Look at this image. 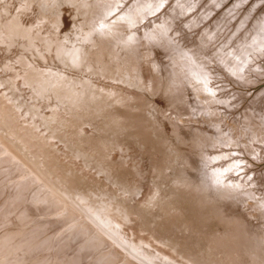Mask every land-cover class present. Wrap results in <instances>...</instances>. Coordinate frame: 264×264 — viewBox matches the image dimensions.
Segmentation results:
<instances>
[{
	"label": "rangeland",
	"instance_id": "rangeland-1",
	"mask_svg": "<svg viewBox=\"0 0 264 264\" xmlns=\"http://www.w3.org/2000/svg\"><path fill=\"white\" fill-rule=\"evenodd\" d=\"M189 263L264 264V0H0V264Z\"/></svg>",
	"mask_w": 264,
	"mask_h": 264
},
{
	"label": "bare ground",
	"instance_id": "bare-ground-1",
	"mask_svg": "<svg viewBox=\"0 0 264 264\" xmlns=\"http://www.w3.org/2000/svg\"><path fill=\"white\" fill-rule=\"evenodd\" d=\"M10 25V23L7 25V26H9ZM9 28H11L10 26H9ZM12 30V29H11ZM48 42V41H47ZM49 47V46H48ZM36 73V72H35ZM147 73H150V72H147ZM35 75H37V73L35 74ZM151 75V74H150ZM33 76V75H32ZM33 79H35V78H33ZM29 80H30V78H29ZM34 81H36V80H34ZM42 82V81H41ZM33 83V82H32ZM109 88V87H108ZM115 90V89H114ZM121 90V89H120ZM131 90V89H130ZM59 92H60V90H59ZM131 93V92H130ZM134 93V92H133ZM124 94V93H123ZM123 97V96H122ZM113 98V97H112ZM123 100V99H122ZM115 101V100H114ZM132 101V100H131ZM122 102V101H121ZM118 103V102H117ZM123 103V102H122ZM121 103V104H122ZM123 105V104H122ZM125 106H126V104H125ZM129 106V105H128ZM124 107V106H123ZM113 111V110H112ZM114 113V112H113ZM112 113V114H113ZM111 114V115H112ZM122 114V113H121ZM127 114V113H126ZM115 115V114H114ZM125 115V114H124ZM110 116V115H109ZM115 116H117V114L115 115ZM117 117H119V116H117ZM110 118H111V116H110ZM116 118V117H115ZM118 118H116V120H117ZM117 122H118V120H117ZM121 122V121H120ZM119 123V122H118ZM134 123V122H133ZM133 123H131V124H133ZM128 124V123H127ZM134 125V124H133ZM127 126H130V125H127ZM137 126H138V124H137ZM71 128H72V126H71ZM139 132V131H138ZM75 136V135H74ZM75 138V137H74ZM90 142V141H89ZM89 142H88V144H89ZM91 143V142H90ZM92 144V143H91ZM91 144H89V146L91 145ZM94 145H96V144H94ZM97 146V145H96ZM100 146V145H99ZM96 148V147H95ZM102 148H103V146H102ZM89 149V148H88ZM90 151V150H89ZM92 151V150H91ZM90 151V152H91ZM98 153V152H97ZM32 156V155H31ZM45 157V156H44ZM58 172V171H57ZM40 173V172H39ZM61 173V172H60ZM54 178V177H53ZM112 179V178H111ZM104 181V180H103ZM107 182V181H106ZM179 182V181H178ZM76 184V183H75ZM105 185V184H104ZM116 185V184H115ZM184 185V184H183ZM119 190V189H118ZM152 190V189H151ZM120 191V190H119ZM164 206H165V204H164ZM165 208H166V206H165ZM168 208H170V207H168ZM143 213V212H142ZM165 213H166V211H165ZM169 213V212H168ZM173 213V212H172ZM113 214V213H112ZM174 214V213H173ZM115 215V214H114ZM174 215H176V214H174ZM132 216H133V214H132ZM180 217V216H179ZM181 219V218H180ZM187 221H188V219H187ZM186 221V222H187ZM121 222H123V221H121ZM127 224V223H126ZM174 225V224H173ZM188 226V225H187ZM173 229V228H172ZM134 230V229H133ZM155 231V230H154ZM143 233V232H142ZM131 235V234H130ZM129 235V236H130ZM149 236V235H148ZM147 239H150V238H147ZM157 241V240H156ZM161 243V242H160ZM168 246V245H167ZM164 248V247H163ZM160 250V249H159ZM166 252V251H165ZM164 252V253H165ZM180 257H182V256H180ZM170 258V257H169ZM184 258V257H183ZM177 260V259H176ZM179 261V260H178ZM186 261V260H185ZM184 262V261H183ZM192 263V262H191ZM190 264V263H189Z\"/></svg>",
	"mask_w": 264,
	"mask_h": 264
}]
</instances>
